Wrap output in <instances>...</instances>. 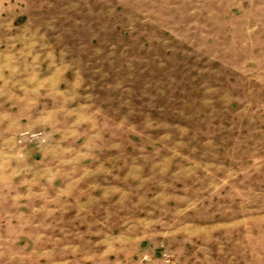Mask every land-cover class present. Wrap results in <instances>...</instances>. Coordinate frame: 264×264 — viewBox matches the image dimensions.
I'll list each match as a JSON object with an SVG mask.
<instances>
[{
    "label": "rangeland",
    "instance_id": "374dc122",
    "mask_svg": "<svg viewBox=\"0 0 264 264\" xmlns=\"http://www.w3.org/2000/svg\"><path fill=\"white\" fill-rule=\"evenodd\" d=\"M40 81L15 142L79 171L53 238L0 178V264H264V0H0L1 108Z\"/></svg>",
    "mask_w": 264,
    "mask_h": 264
},
{
    "label": "crops",
    "instance_id": "0c3cea01",
    "mask_svg": "<svg viewBox=\"0 0 264 264\" xmlns=\"http://www.w3.org/2000/svg\"><path fill=\"white\" fill-rule=\"evenodd\" d=\"M39 83V89L31 91L35 97L29 96L28 93V96H20L16 92H11L14 93L11 97L10 95L7 96V98H10L7 100L21 105L17 113L1 108L3 106L0 105V178L2 177L6 180L4 181V185L7 186V189H10L11 186L25 188L28 193L23 194V196L29 198L27 199L28 204L31 203V199L33 198H40L43 204L51 202L44 205L46 209L40 211L39 215H41V226H48V232L51 233L53 238L62 226L60 222L68 219L69 216H64L60 212H48L53 209L50 208L51 205L61 207L62 212L67 208L63 206V192L61 188L56 186V181L66 178L65 174L79 171V168H57L59 167L57 164H53V162L47 163L49 149L42 150L41 146L29 149L26 146L17 145L15 142L20 133L41 129V81ZM30 103L38 106L39 111L37 110L35 113L32 111L33 114H31L30 109L32 107ZM30 117L32 118L30 119ZM13 162H19L20 164L13 165ZM14 174L18 177L16 181ZM13 182H16V185ZM77 187L75 186V191ZM35 190H38L35 193L36 196L34 195ZM72 190L73 188L68 189L69 195L75 193V191L71 193ZM79 196L80 193L76 191V194L72 197L78 198ZM69 208L70 211L74 209L73 206ZM70 211L69 214H71ZM50 221L56 222L53 225L55 227L54 234L52 233L51 225L48 224ZM53 251L56 252L55 247ZM58 251L60 252V248Z\"/></svg>",
    "mask_w": 264,
    "mask_h": 264
}]
</instances>
